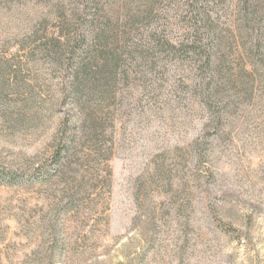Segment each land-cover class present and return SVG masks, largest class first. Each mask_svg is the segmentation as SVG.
Returning a JSON list of instances; mask_svg holds the SVG:
<instances>
[{"label": "rangeland", "instance_id": "obj_1", "mask_svg": "<svg viewBox=\"0 0 264 264\" xmlns=\"http://www.w3.org/2000/svg\"><path fill=\"white\" fill-rule=\"evenodd\" d=\"M80 1L0 0V264H264V0Z\"/></svg>", "mask_w": 264, "mask_h": 264}, {"label": "trees", "instance_id": "obj_2", "mask_svg": "<svg viewBox=\"0 0 264 264\" xmlns=\"http://www.w3.org/2000/svg\"><path fill=\"white\" fill-rule=\"evenodd\" d=\"M96 0H81L80 3L83 7V11L81 10L80 12L76 13L73 15L74 18H76L75 20L77 21V24H79V27L83 28V29H88L86 30L88 32V35L90 33L89 30H92L94 28L93 26V23H94V20L96 18V11L95 12H91L88 10V13L86 12V9L87 7H89V4H93V3H96L95 2ZM199 1V0H198ZM204 1H207L208 0H204ZM196 2V0H195ZM206 14L205 12V9H203V12H202V16H204ZM203 18V17H202ZM203 31V30H202ZM205 36H206V33H205ZM63 37V35H62ZM105 38V35L102 36V35H98L97 36V43L98 42H102ZM85 40L87 39H91V35H89V38L85 37L83 38ZM81 40H82V37H81ZM201 40L198 39V38H193V39H187L185 41V43H182L180 44V46L183 48L184 47H188L189 49H191L192 52H194L195 54H199V55H202V53H204L205 55L206 54H209L208 50L209 49V46L205 48V50L203 51L200 46H199V42ZM151 42L153 43V48L155 47L156 49H163L166 45H171V47H176L174 46L173 44L167 42L165 39L164 40H161V39H155V38H152L151 39ZM57 44L59 45H62L61 43V40L60 39H57ZM211 49H213V47H211ZM72 54V53H70ZM103 57L104 59L106 60V64L110 67L111 66V71L109 68H107L106 72H110V78L109 80H114L115 78H112V74L115 75V72L119 71L120 70V67H121V63H122V60H121V57H116V55L111 52V51H108V50H105V53L103 54ZM73 61V58H69L67 60V64H66V71H69L71 70V62ZM88 65H84V62H80L77 64V68L76 70H78V72H81V71H85V73H87V70H88ZM73 71V70H71ZM112 73V74H111ZM223 227V226H221Z\"/></svg>", "mask_w": 264, "mask_h": 264}]
</instances>
